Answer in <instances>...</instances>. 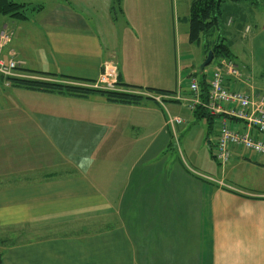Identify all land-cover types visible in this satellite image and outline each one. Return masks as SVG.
<instances>
[{"label": "crops", "instance_id": "0c3cea01", "mask_svg": "<svg viewBox=\"0 0 264 264\" xmlns=\"http://www.w3.org/2000/svg\"><path fill=\"white\" fill-rule=\"evenodd\" d=\"M16 1L42 6L26 20L0 14L25 69L95 82L112 63L123 84L190 96L179 76L176 87L164 78V64L173 22L188 27L192 0ZM240 6L257 16L247 21L258 33L243 29V14L226 26L252 30L253 43L264 35V2ZM231 58L241 78L227 83L264 94V78ZM2 78L0 264H264V181L246 186L236 175L238 166L264 172V156L234 147L213 176L175 150L167 119L180 116L178 103L166 110L154 99L114 102Z\"/></svg>", "mask_w": 264, "mask_h": 264}, {"label": "rangeland", "instance_id": "374dc122", "mask_svg": "<svg viewBox=\"0 0 264 264\" xmlns=\"http://www.w3.org/2000/svg\"><path fill=\"white\" fill-rule=\"evenodd\" d=\"M238 4L240 3H235L231 1H226L223 4L221 25H220L222 31L221 34L222 36H225L229 46L234 49L235 54H233L232 56L236 59V61L241 66H245L247 68V72L252 73L253 76L258 77L259 79L260 77L264 78V35L261 36V38L256 37V39L253 40V43H251L252 30L250 35H247V37H245L244 33L240 32L239 34H234L233 32H231L230 28L226 26L225 21L227 20V18L231 16L234 17L236 19V24H237L242 22L238 20V18L243 14L244 15L243 17H245V21L242 22L243 29L246 26L250 25L251 27L253 26V33H256L261 27V24L255 25L251 22L256 20L257 16H255V14L251 13V17L250 16L248 17V15H245L244 9L236 8V7H243L240 5H244V2L240 5ZM229 5L231 7H229ZM247 20H251V21H247ZM4 25L7 28H9V30L13 33V30L7 24H3L2 26ZM172 30L173 33L169 39V49H168V52L170 54V59L169 61H167L166 59L164 64V78L167 79L169 83H173V87H176V78L178 79L179 76L181 82L180 88H186L190 83L191 77H196L194 75H191V77L189 76V72L192 69V66H194V69H196L195 70L196 75L199 76L198 72L200 70V66L207 58L209 52L205 53L204 47L197 46L189 42L188 27H185V25H183L181 22L178 25L174 24L173 22ZM217 34L219 33L217 32ZM12 41H13V37L5 45L6 48L2 52H0L1 61L4 62L7 61L6 63H8L9 61H12L11 52L16 54L15 50L10 46ZM178 46H179V51L177 54ZM14 57L16 56L14 55ZM176 57L177 58L179 57L178 63H176ZM217 58L218 57L216 56L213 59V61L208 66H206L205 68L206 73L213 71ZM17 61L20 64L19 68L25 69L23 65L24 62L19 60ZM17 73L19 75L18 76L14 75L13 77H25L29 79H44V80L47 79V78H41L40 75L32 74L29 72L17 71ZM0 76L6 79L4 74H2L1 72H0ZM2 77L0 78L3 80ZM72 83L83 86L90 84L83 82H72ZM0 84L1 86L5 87L2 81H0ZM87 87H91V86H87ZM115 89H119V90H113V91H120L121 89H125V88H123V86H120V84L117 83ZM128 91H131L132 93L136 91L137 94H140L145 97L152 96L151 97L152 99L153 98L155 99L157 96H159L158 93H152L144 89L138 90V89L130 88V90ZM164 95L166 97L164 98L166 107L162 104L160 105L164 109L168 110L167 104L169 102L178 103L179 114L183 119V123L185 121L184 124L182 123V125H180V131L175 130L177 127L176 125L174 127L171 126L174 135L173 144L175 150L179 152L181 161L187 163L188 165L190 164L193 168L201 170L203 173H208L210 175L219 177L222 172L223 164L218 162L214 157V154L216 152V138L220 129L219 118H215L213 123L210 125L207 118H203V119L196 118V116L192 113L195 111L189 110L184 103H180L175 99L167 100L168 96L172 95L174 98V96L176 95L174 94H164ZM169 114L170 113H168V118H169ZM172 116L180 117L178 115H172ZM233 125H236V123H233ZM209 141L212 143V146H209L208 144ZM236 175H237V179L240 180V182L245 183L246 186H250L248 184H256L260 181H264V172H261L259 169L253 168L251 166H245V167L238 166L236 168ZM7 235H9V232L7 233ZM3 237L5 242L8 241L7 240L8 237L5 235V233Z\"/></svg>", "mask_w": 264, "mask_h": 264}, {"label": "built area", "instance_id": "2783aa9c", "mask_svg": "<svg viewBox=\"0 0 264 264\" xmlns=\"http://www.w3.org/2000/svg\"><path fill=\"white\" fill-rule=\"evenodd\" d=\"M12 37L13 33L9 28L0 25V52L6 48L5 45ZM14 55L11 52L12 61L8 63L0 59V72L5 77L19 75L17 71H19L20 64ZM240 78L241 72L238 65L232 59H221L215 69L209 73L208 90L205 95L200 80L191 77L188 85L190 96L184 97L178 92L174 94L176 95L174 98L172 95L167 97V100L175 99L184 103L191 111L204 107L211 115L219 118L220 129L215 155L221 164H226L231 160L232 149L236 146L242 147L246 152L264 156V94L255 95L252 88L250 90L237 89L227 83L228 79L239 81ZM118 80L117 67L112 63H106L99 79L86 86L100 90H119L115 89ZM158 95L153 99L166 107L165 95L159 93ZM182 123L181 117L169 114L167 124L170 127Z\"/></svg>", "mask_w": 264, "mask_h": 264}, {"label": "trees", "instance_id": "16d2710c", "mask_svg": "<svg viewBox=\"0 0 264 264\" xmlns=\"http://www.w3.org/2000/svg\"><path fill=\"white\" fill-rule=\"evenodd\" d=\"M226 1H231L235 3L250 1L254 4H259L264 2V0H192L190 6V14L188 17L185 18V21H187L188 24L189 42L191 44H195L197 46L202 45L205 49V53H208L209 51L212 50L214 53V57L217 56V57H221V59H225V58L232 59L231 47L226 42L225 37H222L221 34L219 33L218 37L215 40H211L210 38L214 34L219 32L221 29L220 25H221V17H222V6ZM120 3L121 0H115V6L117 5L118 8H120L119 7ZM115 6L113 7V10L116 9ZM41 8L42 6L34 7L29 3L18 2L16 0H0V14L4 16H9L10 18L16 20H26L28 18L29 12L36 9L39 10ZM231 22L232 20L229 21V24ZM19 71L37 74L40 75L41 78H47V79L44 80V79H29L25 77H6V80H8L11 83V85L14 87H23L27 89L41 90L48 92L68 93L77 96L101 94L106 96L111 101L130 103V104L140 103L144 99H152L151 97H145L137 93L128 92L130 88L138 89V90H143V88L140 86L123 84L120 79L118 80V84H120V86H123V88H125L123 91L100 90V89H94L91 87L72 83V82L92 83V81H83L81 79H77L65 75H58L54 73H48L43 71L31 70V69L19 68ZM206 76L207 74L203 72L201 74L202 79L200 81L204 95L208 90V83H207L208 81L206 80ZM144 90L159 94L174 93L171 91L155 89V88H148ZM194 114L198 119L207 118L210 125L213 123L215 118H217L211 115L204 107H198L195 110ZM214 157L218 161L216 155H214Z\"/></svg>", "mask_w": 264, "mask_h": 264}, {"label": "water", "instance_id": "95a60500", "mask_svg": "<svg viewBox=\"0 0 264 264\" xmlns=\"http://www.w3.org/2000/svg\"><path fill=\"white\" fill-rule=\"evenodd\" d=\"M213 57H214V53L211 50L209 51L207 58L204 60V62L200 66V73L204 72L205 67L208 66L212 62Z\"/></svg>", "mask_w": 264, "mask_h": 264}, {"label": "bare ground", "instance_id": "6f19581e", "mask_svg": "<svg viewBox=\"0 0 264 264\" xmlns=\"http://www.w3.org/2000/svg\"><path fill=\"white\" fill-rule=\"evenodd\" d=\"M133 91V90H132Z\"/></svg>", "mask_w": 264, "mask_h": 264}]
</instances>
